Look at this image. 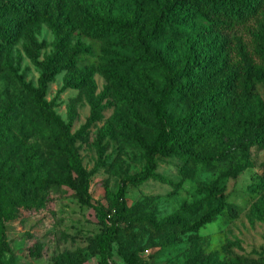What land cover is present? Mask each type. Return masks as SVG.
<instances>
[{"label": "trees", "instance_id": "16d2710c", "mask_svg": "<svg viewBox=\"0 0 264 264\" xmlns=\"http://www.w3.org/2000/svg\"><path fill=\"white\" fill-rule=\"evenodd\" d=\"M100 1L112 5L125 2L133 16L117 22L106 18V12L95 11L84 22L75 15L81 0H18L17 3L12 0L8 1L10 6H1L3 47L15 43L14 28L21 32L38 25L51 31L55 41L50 54L39 63L35 86L25 81L23 73H17L4 62L0 51V83L15 90L14 107L19 113V117H8L0 112V264H13L12 258L5 257L7 222L44 209L56 193L92 206L88 185L91 174L100 166L102 151H98V163L87 171L74 145L84 140L89 125L100 119L96 104H92V113L85 124L71 132L70 123L56 117L45 100L48 84L61 72L67 74V84L76 89L84 88L92 80L91 68L82 71L77 66L78 58L90 55L91 49L79 40L71 43L76 32L99 42L111 36H123L130 44L139 31L148 44L169 39L184 49L164 63L159 85L149 82L144 106L134 120L127 119L123 124L118 120L106 121L98 131L101 137L107 136L126 128L131 121L129 138L140 148L144 159L142 170L124 178L111 209L100 212L101 231L94 240L102 262L107 261L111 243L116 242L127 264H147L128 247L118 229L121 221L145 227L152 234L176 242L181 235L198 231L224 212L233 213V205L227 202L223 188L216 182L204 197L182 204L179 211L164 219L155 220L127 207L122 197L126 184L139 185L149 179L169 183L156 172L159 158H178L182 162L179 174L183 179L194 175L196 165L208 166L226 160L225 151H215L207 144L229 129V118L246 133L250 143L264 146V102L257 92V86L264 84V0ZM244 35H249V43L243 39ZM128 46L135 58L114 59L104 72L111 91L126 80V75L119 72L126 63L127 67L138 69L142 62L135 45ZM32 51L27 48L28 53ZM72 111L71 104L69 112ZM35 126L49 132L39 142L34 139ZM241 169L243 166L233 167L232 175ZM256 187L264 190V171L258 176ZM202 209L197 220L188 221V214Z\"/></svg>", "mask_w": 264, "mask_h": 264}, {"label": "rangeland", "instance_id": "374dc122", "mask_svg": "<svg viewBox=\"0 0 264 264\" xmlns=\"http://www.w3.org/2000/svg\"><path fill=\"white\" fill-rule=\"evenodd\" d=\"M8 1L12 0H0V10L1 6L9 5ZM17 1L13 0V3ZM81 2L75 15L84 22L89 21L95 11L106 12V18L117 22L133 16L125 2L116 5L100 0ZM12 34L16 41L11 47L0 44L2 60L17 73H23L25 81L35 86L40 73L39 63L52 51L55 36L44 25L21 32L14 28ZM243 39L249 43V35H244ZM76 40L91 49L90 55L78 58L77 66L82 71L91 68L92 80L84 88L76 89L67 84L68 76L61 72L48 84L45 100L56 117L70 123L71 132L85 124L92 113V104H96L100 119L90 124L86 138L74 145L87 171L98 163V151H102L100 166L91 174L88 185L92 206L81 205L73 197L56 193L44 209L7 222L5 257L12 258L13 264H127L124 252L116 242L111 243L107 261L102 262L94 238L101 231L100 214L111 209L124 178L142 170L144 159L140 148L129 138L131 121L126 128L107 136L101 137L98 131L106 121L118 120L123 124L127 119L134 120L144 106L149 82L159 85L164 63L184 49L169 39L148 44L139 31L130 39V44L123 36H111L99 42L80 32L73 34L71 43ZM127 44L135 45L142 62L138 69L135 66L129 68L126 63L125 68L119 70L120 74L126 75V80L111 91L104 72L114 59L135 58L129 53ZM27 48L33 51L28 53ZM257 92L264 102V84L257 86ZM15 93L12 87L0 83V112L5 116L19 117L18 109L14 107ZM71 104L74 111L69 112ZM232 120L229 118V129L207 144L215 151H225L226 160L208 166L196 165L194 175L183 179L179 174L182 162L178 158H159L156 172L169 183L149 179L139 185L126 184L122 197L127 207L155 220L169 217L179 211L182 204L204 197L215 182L223 188L227 202L234 207L233 213L224 212L198 231L181 235L176 242L127 221L118 223L128 247L147 264H257L264 261V190L256 187L258 176L264 171V146L250 143L246 133L235 127ZM33 133L37 142L42 135L49 134L39 126H35ZM237 166H243V169L233 176V167ZM210 205L215 206V202ZM203 209L188 214V221L197 220Z\"/></svg>", "mask_w": 264, "mask_h": 264}]
</instances>
